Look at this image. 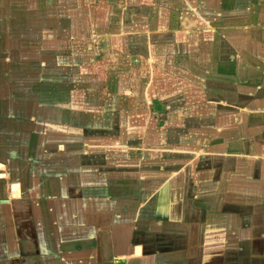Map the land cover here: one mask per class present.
I'll return each mask as SVG.
<instances>
[{"label": "crops", "instance_id": "0c3cea01", "mask_svg": "<svg viewBox=\"0 0 264 264\" xmlns=\"http://www.w3.org/2000/svg\"><path fill=\"white\" fill-rule=\"evenodd\" d=\"M134 3L129 5L137 14L154 18V70L169 71L163 76L166 84L154 74L152 98L159 100L162 85L167 86L168 99L177 101L168 108L171 116H190L196 107H190L191 99L213 97L215 116L231 120L230 141L225 144L221 136L215 146L217 151L226 147L228 156L214 158V175L212 169L186 173L194 159L184 163L186 168L154 174L151 166L144 168L141 155L123 158L126 164L116 158L114 166L104 157L105 142L97 145L85 135L84 142H54L44 125L28 126L27 137L1 146L6 159H0V264H264V0ZM177 5L183 7L176 10ZM121 7L128 9V3ZM107 26L102 25L104 31ZM43 28L37 43L42 52L63 51L65 43L74 51L81 38L88 45L84 34L78 41L68 35L67 41L60 29ZM163 37L170 39L164 43ZM205 37L214 39V71L209 74L200 71L212 55L200 49ZM88 50L83 47L82 55L94 59ZM192 53L198 54L197 61ZM196 88L198 97L192 93ZM125 108L103 112L123 118L115 126L117 136L137 124L130 117L142 115ZM106 126L87 125L108 134ZM119 139L117 145L123 146ZM151 142L127 145L140 154L154 150ZM35 148L44 157H55L54 164H36ZM169 148L175 147L163 149ZM205 164L211 165L210 159ZM207 183H214L215 195L208 207L207 197L194 192ZM218 196L229 203L217 204ZM258 196L263 200L255 203ZM210 211L226 214L208 221Z\"/></svg>", "mask_w": 264, "mask_h": 264}, {"label": "rangeland", "instance_id": "374dc122", "mask_svg": "<svg viewBox=\"0 0 264 264\" xmlns=\"http://www.w3.org/2000/svg\"><path fill=\"white\" fill-rule=\"evenodd\" d=\"M108 1L112 3L108 4ZM134 1L0 0V159H6L1 148H4L3 141L7 143L13 138L16 143L27 137L25 129L28 126L41 124L48 131V139L54 142H84V135L97 145H104L105 142L107 149L103 151L104 157L114 166L116 158L131 160L141 155L144 168L151 166L154 174L164 175L173 168H186L188 164L183 166L184 163L194 159L196 162L192 164V171L186 170V173L194 174L200 170L207 172L212 169L210 174L214 175V158L220 155L225 157L229 153L226 147L218 152L215 146L221 136L226 137L225 144L230 141V117L215 116L213 97L201 101L191 99L190 107H196L191 110L190 116H185L184 113L171 116L173 113L168 112V108L177 101L171 102L168 99L166 91L170 90L164 85L162 94L158 96L159 100L152 98L154 74L160 75L158 79L166 84L163 76L169 71L163 68L154 70V60L157 61L154 59V40L158 39L154 37V18L151 20V17L137 14L135 7L129 5L131 2L135 4ZM121 2L128 3V9H123ZM151 6L154 7V4ZM181 8L178 5L175 7L176 10ZM69 11L71 18L68 16ZM102 25H108L109 30L104 31ZM42 28L60 29L67 41L70 40L68 35L74 34L78 41L77 37L84 34L88 45L81 38L79 46L75 42L74 51L65 43L63 51L42 52L37 47ZM122 32L123 35L120 34ZM113 34L116 37H112ZM104 35L112 38L106 39ZM109 39L111 43H108ZM161 39L167 43L170 38ZM213 40L205 37V45L200 48L206 54H212L211 64L201 68V73L206 71L209 74L214 71L210 67L214 62ZM83 47L92 52L94 59L86 54L82 55ZM197 56L198 54L192 53V60L197 61ZM124 66L128 68H123ZM210 77L211 75L208 78ZM198 91L196 88L192 92L195 97L199 96ZM206 94L209 97L210 94ZM186 103L189 102L185 101ZM128 106V111L138 110L142 115L130 117L136 119L137 124L133 127L126 126L123 133L117 136L115 126L123 118H117V115L106 117L103 115V112H107L104 109L123 110ZM177 108L179 107L176 106L175 109ZM87 125H107L106 130L110 131L104 134L101 133L102 127L90 129ZM217 127H223V131H217ZM151 131L154 132V143L150 141ZM119 137L123 146L116 143L120 140ZM141 141L151 142L150 147L154 144V150L144 149L140 154L134 148L130 151L127 143L134 145L142 143ZM113 145L117 147L113 148ZM168 146L175 148L163 149ZM35 152L37 154L32 156L35 157L36 164H54L55 157H44L40 148H35ZM151 153H154V157H151ZM174 159V164H167ZM209 159L211 165L205 164ZM121 163L126 164L124 159ZM242 169L245 171V168ZM194 192L207 197V207L214 205V183L203 186L198 184ZM262 200L263 197L254 198L255 203ZM194 202L203 203H199L197 199ZM225 203H229V199L223 198L217 204ZM217 214L224 217L226 212L214 214L210 211L206 220L209 221L211 216Z\"/></svg>", "mask_w": 264, "mask_h": 264}, {"label": "water", "instance_id": "95a60500", "mask_svg": "<svg viewBox=\"0 0 264 264\" xmlns=\"http://www.w3.org/2000/svg\"><path fill=\"white\" fill-rule=\"evenodd\" d=\"M3 165V164H2ZM5 169V168H4ZM1 201H7L6 199L5 200H1Z\"/></svg>", "mask_w": 264, "mask_h": 264}]
</instances>
